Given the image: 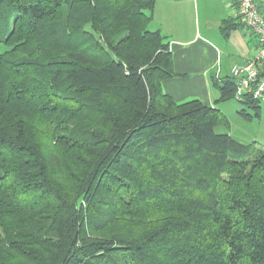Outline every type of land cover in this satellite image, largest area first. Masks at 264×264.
Wrapping results in <instances>:
<instances>
[{
    "label": "trees",
    "instance_id": "1",
    "mask_svg": "<svg viewBox=\"0 0 264 264\" xmlns=\"http://www.w3.org/2000/svg\"><path fill=\"white\" fill-rule=\"evenodd\" d=\"M155 3L0 0V264H264V142L217 130L231 77L162 91Z\"/></svg>",
    "mask_w": 264,
    "mask_h": 264
},
{
    "label": "crops",
    "instance_id": "2",
    "mask_svg": "<svg viewBox=\"0 0 264 264\" xmlns=\"http://www.w3.org/2000/svg\"><path fill=\"white\" fill-rule=\"evenodd\" d=\"M160 1L158 4L156 0L152 25L166 34L176 73L161 81L162 91L177 102L197 98L214 104L218 90L210 75L230 77L232 64L245 62L255 54L256 37L249 28L239 25L242 22L235 0ZM255 2L264 13L263 0ZM223 21L233 27L223 30ZM229 103L236 106L233 101ZM217 105L226 113V102Z\"/></svg>",
    "mask_w": 264,
    "mask_h": 264
},
{
    "label": "built area",
    "instance_id": "3",
    "mask_svg": "<svg viewBox=\"0 0 264 264\" xmlns=\"http://www.w3.org/2000/svg\"><path fill=\"white\" fill-rule=\"evenodd\" d=\"M241 22L257 39L255 54L247 61L234 63L230 77L234 80V98L242 101L247 96L262 99L264 96V19L254 0H235ZM229 77V78H230Z\"/></svg>",
    "mask_w": 264,
    "mask_h": 264
},
{
    "label": "rangeland",
    "instance_id": "4",
    "mask_svg": "<svg viewBox=\"0 0 264 264\" xmlns=\"http://www.w3.org/2000/svg\"><path fill=\"white\" fill-rule=\"evenodd\" d=\"M158 4L161 2L160 0H157ZM255 2V0H254ZM255 4L258 7V4L255 2ZM258 11L263 14L264 19V13L261 11V8L258 7ZM150 27V24H148V27ZM234 93V91H233ZM233 98L222 100L226 102V115L228 117L229 125L226 127L222 124L218 126V131H229V134L232 135L235 139L243 142V143H252L255 142L256 145L260 146L264 142V96L260 100L261 108L259 109L260 116H254L252 119H245L242 117L241 114L237 111L238 109L244 107L241 102ZM229 101H233L236 106L233 103L227 104ZM248 111H253L251 107H247ZM237 112V113H236Z\"/></svg>",
    "mask_w": 264,
    "mask_h": 264
}]
</instances>
